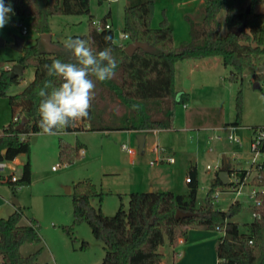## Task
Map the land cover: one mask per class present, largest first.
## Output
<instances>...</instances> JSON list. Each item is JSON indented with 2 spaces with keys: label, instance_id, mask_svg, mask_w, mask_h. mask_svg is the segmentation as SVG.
Segmentation results:
<instances>
[{
  "label": "trees",
  "instance_id": "obj_1",
  "mask_svg": "<svg viewBox=\"0 0 264 264\" xmlns=\"http://www.w3.org/2000/svg\"><path fill=\"white\" fill-rule=\"evenodd\" d=\"M264 0H206L202 9L194 17H188L191 41L175 48L174 33L165 18L160 27L152 26L156 0H129L125 8L124 33L130 43L148 45L147 50L138 49L129 56L123 47L115 44L112 29L97 31L91 21L89 35L74 38L93 41L96 51L105 47L113 49L118 68L113 79L95 82L94 98L91 101L89 117L79 120L75 126L61 129L58 133L89 132H134L144 135L150 132L171 131L175 128L177 109L189 102V95L176 89V66L184 61L221 58L224 66L231 70L230 81L243 77L246 69L257 70L258 61L264 57V14L255 12V7ZM11 3L14 15L22 23L26 18L38 36L51 34L49 19L56 15H86L90 13L91 0H5ZM249 9V12H248ZM224 18V22L222 21ZM106 24V19H103ZM227 29L223 35L224 29ZM240 30V35L235 34ZM111 40L106 42L104 37ZM40 40V39H38ZM59 50L53 54L43 51L38 41L24 47L23 57L18 61L25 67L35 69L34 80L17 95H9L10 90L20 85V78L11 79L10 71L0 75V98L8 100L14 110V118L19 120L9 124L0 133V162H13L30 152V140L21 141L22 135L42 133L38 126V108L41 97L38 88L45 80L51 79L57 86V77H48L45 64L53 59L74 62L62 43H55ZM261 70L264 71V68ZM25 72V71H24ZM264 80V72L255 74V81ZM239 104L238 121L233 127L241 126ZM23 117L29 123L21 131L16 128ZM33 138V137H32ZM82 145L73 146L66 141L60 144V159L73 164L78 158ZM264 154V141L260 147ZM229 174L232 170L227 168ZM243 176V175H242ZM187 193L176 195L172 192L132 193L129 208L121 207L115 216H106L101 209L92 205V200H103L90 179L78 182L73 190V225L66 229L71 234L82 223L90 226L94 237L104 244L106 256L102 264H162L165 256L160 251L165 244L177 246L179 239H186L189 229H203L217 232L226 225V236L220 237L217 248L221 264H264V164L253 185L260 190L257 198L261 206L256 210L260 218L245 225L241 231L233 219L240 213L241 206L235 205L229 211L214 207L213 195L218 188L228 190L215 178L203 207L197 206L199 176L196 168L188 174ZM32 170L28 161L24 173L17 183L1 184L21 188L31 185ZM178 211L194 216L176 220ZM23 211L18 210L6 219H0V264H39L41 251L24 255L26 245L42 242L35 220L22 224ZM83 249L87 244L82 245Z\"/></svg>",
  "mask_w": 264,
  "mask_h": 264
},
{
  "label": "rangeland",
  "instance_id": "obj_2",
  "mask_svg": "<svg viewBox=\"0 0 264 264\" xmlns=\"http://www.w3.org/2000/svg\"><path fill=\"white\" fill-rule=\"evenodd\" d=\"M187 1L189 0H156L153 28H159L166 18L171 22L177 40H183L186 22L181 18V8L185 7ZM192 2L186 6L190 12L197 6L194 4L197 2L193 0ZM127 4L128 0H114L111 3L91 0L89 14L51 17L49 25L53 42L65 44L75 36H87L91 30L92 20L100 23L106 19L114 32L115 44L120 45L121 36L124 34ZM255 12L264 14V1L255 7ZM222 21L224 22V18ZM19 23V20L13 19L0 29V75L2 71H10L23 57V52H18L12 47L16 37L25 40V47L40 42L38 39L42 35L38 36L33 30L29 18L22 21L28 30L27 36H23ZM226 32L225 28L223 35ZM179 47L176 45L175 48ZM198 61L200 62H180L176 66L177 86L179 90H186L192 100L187 109L183 106L177 109L175 130L162 135L153 132L144 134L145 146L141 154L139 135L134 132L129 134L125 131L110 133L82 131L56 135L39 133L33 136L37 141L32 143L30 140V152L18 158L19 166L16 171L17 177L21 179L24 165L29 161L32 170L31 185L21 188L0 185V218L10 216L15 210L13 202L17 200L24 214L22 224L28 225L33 220L38 224L42 242L26 245L23 249L24 255L41 251L39 264L103 263L106 256L104 244L94 237L88 224L77 225L71 234L66 231L74 222L73 190L80 181L90 179L98 192L104 194L102 202L96 198L92 200V205L97 210L101 209L106 216L112 217L121 207L128 210L132 193H147L152 190L172 192L176 195L186 194L188 190L186 178L192 166L197 167L199 176L198 207L205 205L218 168L221 169L224 162H227L231 170L250 169L252 153L249 140L264 127V80L255 81V74H261L260 71L264 68V57L258 61L256 71L246 69L243 77L236 82L229 80L231 70L224 66L221 58ZM34 77L35 69L28 67L20 77V85L13 87L9 95L22 92ZM239 104L241 126L232 128V124L238 121ZM13 120L14 110L7 99L0 98V133ZM227 127L228 129H225ZM231 135L241 142L230 141ZM62 140L73 146L77 144L83 146L73 164H66L60 159ZM162 144H169L174 148L175 152L171 153V156L177 161L176 165L151 166L157 157L151 151ZM124 145L135 152L133 163L130 159L131 154L123 150ZM260 162H264V158H261ZM208 166L212 170H208ZM160 172L164 175L162 179L168 183H155L152 185L154 187H148L147 178L154 180ZM167 175L168 177H165ZM255 175L256 170L253 168L252 177ZM250 181L251 179L248 180L241 197L237 198L232 188L228 190L218 188V196L213 201L215 209L227 212L238 200L241 211L233 221L239 224L241 231H245L246 224L254 221V204L249 198L253 190ZM69 188L71 193H68ZM191 230H188L186 240L190 237ZM219 236L220 234L216 233L210 240H215L219 244L221 237ZM84 243L87 244L86 249L82 248ZM174 247L167 243L160 249L167 257L166 264H175L172 260ZM183 248L178 247L175 250V262ZM209 251L216 252L213 247ZM197 262L210 263L205 250L198 253ZM212 262L214 263V258Z\"/></svg>",
  "mask_w": 264,
  "mask_h": 264
},
{
  "label": "clouds",
  "instance_id": "obj_3",
  "mask_svg": "<svg viewBox=\"0 0 264 264\" xmlns=\"http://www.w3.org/2000/svg\"><path fill=\"white\" fill-rule=\"evenodd\" d=\"M14 15L11 3L0 0V29H3ZM105 41L111 37L105 36ZM93 41L82 38H70L65 49L74 62L53 59L51 64L43 65L48 77H57L59 85L51 79L45 80L38 88L41 97L38 112V126L43 134L56 135L61 129L75 126L81 119L89 117L91 101L94 98L95 82H106L114 78L118 61L111 47L96 51ZM216 264H221L218 258Z\"/></svg>",
  "mask_w": 264,
  "mask_h": 264
},
{
  "label": "built area",
  "instance_id": "obj_4",
  "mask_svg": "<svg viewBox=\"0 0 264 264\" xmlns=\"http://www.w3.org/2000/svg\"><path fill=\"white\" fill-rule=\"evenodd\" d=\"M100 1H102V2L107 1V2L111 3L114 0H100ZM93 24L96 27L97 31H99V32H101L103 29H111V26H109L107 23L103 24L102 22H100V23L93 22ZM18 26L21 28L23 36H27L28 35L27 28L22 23H19ZM121 41L122 42L119 45L120 47L127 48L130 45L129 44L130 38L125 33L122 34ZM184 108H186V106H184ZM18 120H19V118L16 119V121H18ZM33 136H35V135L34 134L22 135L21 141L28 140V139L32 138ZM219 138L221 139V137H219ZM229 139H230V141H234L237 143L241 142L240 139H237L232 135L229 137ZM263 141H264V127L261 128L260 131L256 133V136L252 139V141L250 143V149H251V153H252L250 169H248V170H232V174L231 175L229 174V178H230L229 184L232 185L231 188L234 190V192H236L237 198L241 197L244 194L243 189L247 186L248 180L251 179L250 184L253 187V190L250 193L249 198L254 204V213H253L254 219L260 218V214L256 210L258 207L261 206V202L257 198L258 194L260 193V190L253 185V181L255 180V178L259 177V173H260L262 166L264 164V162H260V159L264 158V154L261 153V151H260V147H261V144ZM123 150L130 153L131 155H135V152L130 150L126 145L123 146ZM151 153L157 155L155 161L153 163H151V166H155L157 164H161L164 162L171 164V165L176 163V160L174 157H164L161 155L159 145L156 146L155 148H153ZM18 166H19V163L16 162L15 160L13 162L1 161L0 162V182L5 183V182H8L10 180L12 183H17L20 180L16 175V171H17ZM253 168H255V170H256L255 177H252ZM208 170H212V168L210 166H208ZM219 171H220V168H218V172ZM190 181H191L190 178L186 179L187 183H190ZM231 188H229V189H231ZM217 196H218V192L216 190V192L213 195V198L216 199ZM238 203H239L238 200H236L234 204L238 205ZM217 233H219L221 237H225L226 236V225L223 228L218 227Z\"/></svg>",
  "mask_w": 264,
  "mask_h": 264
},
{
  "label": "crops",
  "instance_id": "obj_5",
  "mask_svg": "<svg viewBox=\"0 0 264 264\" xmlns=\"http://www.w3.org/2000/svg\"><path fill=\"white\" fill-rule=\"evenodd\" d=\"M98 1L100 3L102 2L100 0H98ZM193 1L197 2V3H194L197 6L195 7V9L193 11L190 12L186 8V6H189V5H191V3H193L192 0H189V1L185 2V7L184 8H181V12H182L181 18L186 22V25H185L186 26V31H185V33H183V36H182L183 37V40H177L176 35H175V32H174V29L172 27V24H170L171 22H169L170 27L172 28L173 33H174V45H175V47H176V45H179L181 47L183 44L189 43L191 41L190 24H189L187 18L188 17H194V16H196L197 13L204 6L206 0H198V1L197 0H193ZM152 23H154V21ZM24 47H25V43H24ZM24 47H23V49H24ZM186 62H189V61H184L183 63H186ZM197 62H200V61H197ZM260 72L263 73L264 71L261 70ZM177 78H178V73L176 71V89H177V92H179V93H185V94H188L189 95V102L185 105L186 106L185 109H187L188 104L191 102L192 98H191V95L188 92H186V90H184V89L179 90V88L177 86V81H178ZM17 118H19V117L16 115L15 118H14V120L16 121ZM232 128H235V127L232 126ZM225 129H228V127L225 128ZM173 130H175V128ZM173 130H171V131H164V132L155 131L153 133L154 134H157V135H162L163 133H166V132L170 133ZM131 133H133V132H129V134H131ZM251 141H252V138H250L249 142L251 143ZM160 151H161V155L164 156V157H172L171 156L172 155L171 153H174L175 152L174 151V148L172 146H170L169 144L168 145H163L162 144L160 146ZM130 159H131V163H133V161L135 159V155H130ZM15 161L18 162V158ZM161 164H165L166 165L168 163L164 162V163H161ZM176 164H177V161L173 165H176ZM169 165H171V164H169ZM173 165H171V166H173ZM191 168H196L197 169V167H195V166H192ZM163 177H164V175H163L162 172L157 173V176L155 177L154 180L153 179H150V178H147L146 185L148 187L149 186L154 187L152 185H154L155 183L167 184L168 181H166L165 179H162ZM165 177H168V175L165 176ZM154 190H155V188H154ZM13 206L15 207V210L12 211V213L10 214V216L12 214H14L18 210V208H19V206L14 205V202H13ZM0 219H6V218H0ZM216 233L217 232H205V231H202V230H199V229H194V230L192 229L190 231V233H189V236L190 237H188L187 240L186 239L185 240L184 239H179L177 246L174 247V249H172V252H173L172 260L174 261L175 264H198V262H197L198 253L200 251H202V250H205L206 251V256L209 255V261H210L209 264H211V263L212 264H216L217 259H218V254H217L218 243L215 240H210V237H212V235L215 236ZM178 247H184L183 248L184 250H183V252H180L178 254V259L175 262V260H176L175 259V250ZM211 247H213V249L215 248V250H216L215 253H214V251H213V253L212 252L210 253L209 250L211 249ZM160 251L162 252V250H160ZM164 256H165V254H164ZM213 258H214V263L212 262ZM166 260H167V257L165 256V259H164V261H163L162 264H166V262H167ZM206 264H208V263L206 262Z\"/></svg>",
  "mask_w": 264,
  "mask_h": 264
},
{
  "label": "water",
  "instance_id": "obj_6",
  "mask_svg": "<svg viewBox=\"0 0 264 264\" xmlns=\"http://www.w3.org/2000/svg\"><path fill=\"white\" fill-rule=\"evenodd\" d=\"M249 12V9H248ZM235 34L237 36L240 35V30H236ZM1 43V41H0ZM24 43L25 40L20 38V37H16L14 44L12 45V47L18 51V52H22L23 51V47H24ZM40 46L43 49V51L47 54H53L56 51L59 50V46L56 45L53 42V37L52 34H44L41 36L40 38ZM138 49H143V50H147L148 49V45L147 44H143L140 42H133L131 43L126 49V53L129 56H133L134 53L138 50ZM25 71V67L22 66L21 64H16L11 70V79H17L23 76ZM258 85V84H257ZM29 123V120L26 117H23L20 124L17 126L16 130L17 131H21L25 128V126ZM37 138L33 137L32 138V143H36ZM138 141H139V154H141L144 150V146H145V136L144 135H139L138 136ZM228 168V164L227 162H224L223 167L220 169V171L216 174V178L218 180H220V182L224 185L227 186L230 183V178H229V172L227 170ZM150 192H153L152 190ZM68 193H71V189H68ZM14 205L19 206V202L17 200H14ZM194 216V214L192 213H185L183 211H178L176 214V220H181V219H187Z\"/></svg>",
  "mask_w": 264,
  "mask_h": 264
}]
</instances>
